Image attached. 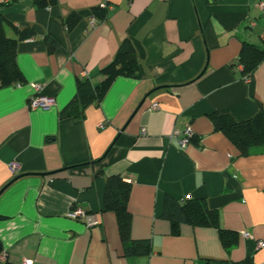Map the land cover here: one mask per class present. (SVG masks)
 I'll return each instance as SVG.
<instances>
[{"label": "crops", "instance_id": "crops-1", "mask_svg": "<svg viewBox=\"0 0 264 264\" xmlns=\"http://www.w3.org/2000/svg\"><path fill=\"white\" fill-rule=\"evenodd\" d=\"M0 16L9 37L32 31L16 46L24 83L0 88L6 264H264V151L240 155L209 117L243 121L264 110V58L249 76L238 64L244 43L264 48V0H0ZM124 39L139 78L116 77L80 110L78 79L100 83ZM36 94L54 103L30 108ZM66 108L80 113L61 115ZM187 128L181 148L174 133ZM113 175L131 184L130 236L148 239V254L125 256L115 215L102 209ZM165 196L206 201L235 244L226 250L215 227L184 224L173 235L160 216ZM73 206L99 224L68 217Z\"/></svg>", "mask_w": 264, "mask_h": 264}, {"label": "trees", "instance_id": "trees-1", "mask_svg": "<svg viewBox=\"0 0 264 264\" xmlns=\"http://www.w3.org/2000/svg\"><path fill=\"white\" fill-rule=\"evenodd\" d=\"M55 3L56 0H34V4L39 7ZM92 11L97 18H105L104 8H93ZM77 17L76 14H71L65 19L68 27L76 22ZM4 24V19L0 16V88L24 83L16 61V46L19 40L32 35V31L28 29L22 32L17 31L18 37L16 38L9 37L6 35ZM46 43L50 49L55 47L52 40L46 39ZM263 58L264 48L244 43L238 64L242 66L243 74L249 76ZM101 71L105 77L98 84L93 85L87 79H78L72 102H78L80 110L92 102L99 103L116 77L139 78L138 62L133 44L129 39H124L120 43L112 61ZM79 113L78 109L67 110L66 108L61 115L77 116ZM209 117L214 130L221 131L238 149L240 155L247 156L264 151V110L259 109L251 118L243 121H236L231 116L220 113H213ZM130 188L131 184L120 176H108L102 196V209L111 211L115 215L118 235L125 256L148 254L151 250L150 241L148 239L134 240L130 236L131 214L127 207ZM160 216L169 221L173 235H178L180 226L184 224L196 227H215L218 229L220 241L226 250L236 242L235 232L220 227L219 212L210 208L204 200L184 198L178 201L165 196Z\"/></svg>", "mask_w": 264, "mask_h": 264}, {"label": "built area", "instance_id": "built-area-1", "mask_svg": "<svg viewBox=\"0 0 264 264\" xmlns=\"http://www.w3.org/2000/svg\"><path fill=\"white\" fill-rule=\"evenodd\" d=\"M4 2H7L8 0H2ZM259 7H263V3H258ZM33 89L38 92L39 87L37 85H33ZM54 103V99L52 97H47L43 95H32L28 101V106L30 108H43V107H48ZM156 105H153L155 107ZM99 127H102L103 124H99ZM175 135H180L179 138V145L181 148L185 147L187 143L189 142V139L192 136V133L189 128L185 129L182 134H179L178 131L174 133ZM11 168L13 171L16 170L17 164L12 163ZM186 198H189L188 196ZM68 217L76 220H81L87 227L94 226L99 224V221L97 217L93 213H87L83 209L73 206L69 211H68ZM243 237H249L248 233H243ZM263 244L262 241H259L257 246H261ZM0 264H6V253L4 251H0ZM21 264H31L30 261L24 260Z\"/></svg>", "mask_w": 264, "mask_h": 264}, {"label": "water", "instance_id": "water-1", "mask_svg": "<svg viewBox=\"0 0 264 264\" xmlns=\"http://www.w3.org/2000/svg\"><path fill=\"white\" fill-rule=\"evenodd\" d=\"M16 178H17V177H15L14 179H12L11 182L14 181ZM1 250H2V245H1V243H0V251H1Z\"/></svg>", "mask_w": 264, "mask_h": 264}]
</instances>
